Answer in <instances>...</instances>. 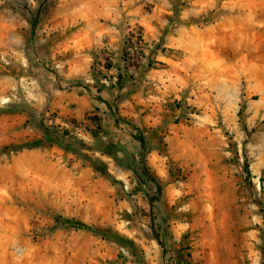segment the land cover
Returning <instances> with one entry per match:
<instances>
[{
  "label": "rangeland",
  "instance_id": "374dc122",
  "mask_svg": "<svg viewBox=\"0 0 264 264\" xmlns=\"http://www.w3.org/2000/svg\"><path fill=\"white\" fill-rule=\"evenodd\" d=\"M0 264H264V0H0Z\"/></svg>",
  "mask_w": 264,
  "mask_h": 264
},
{
  "label": "trees",
  "instance_id": "16d2710c",
  "mask_svg": "<svg viewBox=\"0 0 264 264\" xmlns=\"http://www.w3.org/2000/svg\"><path fill=\"white\" fill-rule=\"evenodd\" d=\"M43 5H40L39 8L37 9V13L40 14L42 12ZM34 26H36L35 23H33ZM47 131L50 132V128H47ZM137 138L141 142V156H140V167H133V169L136 171V173L139 175V177L143 180L146 181H151L153 184L156 185L159 194H162L163 192V186L160 183V181L154 176L152 171L150 170L148 163H147V155L148 152L150 151L148 148V143L146 140V137L142 131H139L137 134ZM71 144L68 145V149L76 151L78 149V144L82 143V140L79 138H73V141L70 142ZM39 144H34V143H24L21 145H13L17 150H22V149H33L35 147H38ZM55 221L57 225L62 226L64 228H75V229H83V230H91V231H96V232H102V233H108L106 230L103 228L97 227L93 224H89L87 222L74 219V218H69L64 215H57L55 218ZM158 235V238L160 239V235ZM108 237V236H107Z\"/></svg>",
  "mask_w": 264,
  "mask_h": 264
},
{
  "label": "bare ground",
  "instance_id": "6f19581e",
  "mask_svg": "<svg viewBox=\"0 0 264 264\" xmlns=\"http://www.w3.org/2000/svg\"><path fill=\"white\" fill-rule=\"evenodd\" d=\"M222 215H223V218H224V221H225V219L227 218V214L226 213H222Z\"/></svg>",
  "mask_w": 264,
  "mask_h": 264
}]
</instances>
